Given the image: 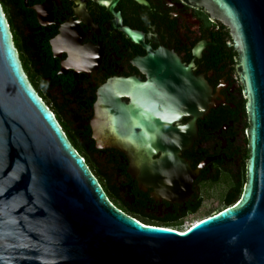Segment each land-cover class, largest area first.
I'll return each mask as SVG.
<instances>
[{
    "label": "water",
    "instance_id": "1",
    "mask_svg": "<svg viewBox=\"0 0 264 264\" xmlns=\"http://www.w3.org/2000/svg\"><path fill=\"white\" fill-rule=\"evenodd\" d=\"M189 1L229 29L238 55L249 122L240 198L183 232L116 208L29 82L0 3V264H264V0ZM116 3L107 7L120 28ZM141 64L147 80L115 83L119 93L102 103L95 126L98 147L127 155L133 177L152 174L159 151L189 148L204 113L192 95L205 84L191 65L174 60L182 73H164L151 53ZM184 116L192 122L180 125Z\"/></svg>",
    "mask_w": 264,
    "mask_h": 264
},
{
    "label": "flooded vegetation",
    "instance_id": "2",
    "mask_svg": "<svg viewBox=\"0 0 264 264\" xmlns=\"http://www.w3.org/2000/svg\"><path fill=\"white\" fill-rule=\"evenodd\" d=\"M143 1L146 5L117 0L113 13L119 15L120 28L108 11L110 0L0 3L29 82L76 152L89 156L116 190L115 207L134 219L184 231L223 210L197 219L205 187L222 179L230 187L236 182L248 143L247 135L246 142L243 139L249 127L244 86L229 29L221 21L189 0ZM123 29L138 34L141 43L132 42ZM149 53L157 55L164 73H182L174 68V60L184 68L191 65L188 73L205 86L197 91L194 85L188 87L204 113L195 121L196 138L189 148L159 151L152 174L139 171L137 178L131 175L127 155L98 147L95 126L102 103H112L119 93L115 83L147 80L141 62ZM192 120L184 116L179 124ZM153 180L164 183L166 192L154 187Z\"/></svg>",
    "mask_w": 264,
    "mask_h": 264
},
{
    "label": "trees",
    "instance_id": "3",
    "mask_svg": "<svg viewBox=\"0 0 264 264\" xmlns=\"http://www.w3.org/2000/svg\"><path fill=\"white\" fill-rule=\"evenodd\" d=\"M82 153V157L86 158V163L88 164V166L90 167L91 171L93 172V174L98 178L100 184L102 185L104 183V186H102L104 189H106V194L109 197V199L111 200L112 203H114V206H117V202H118V197H117V193L116 190L110 186L109 184L106 183L105 177L102 175L101 171L92 163V159H90L89 156H87L84 152ZM249 158V151L248 149H246V153L245 156L243 158V162L239 168L238 174H237V178H236V182L231 184L230 189L228 190V192L224 195L223 197V205L224 208L230 207L232 206L241 196L243 188L246 184V168H247V160ZM96 168V169H95ZM119 209V208H118ZM137 221H139L140 223H142L143 225H149V226H155V227H162V228H168L169 225H158L157 223L154 222H146L143 220H138L137 218H135Z\"/></svg>",
    "mask_w": 264,
    "mask_h": 264
},
{
    "label": "rangeland",
    "instance_id": "4",
    "mask_svg": "<svg viewBox=\"0 0 264 264\" xmlns=\"http://www.w3.org/2000/svg\"><path fill=\"white\" fill-rule=\"evenodd\" d=\"M243 136H244L243 139L246 142V139H247L246 134L244 133ZM102 186H104V183L102 184ZM229 187H230V184H228V180L226 179H222L220 183L214 186L205 187L203 189V194H202L203 199H204L202 211L200 212L197 219H203L205 218V216H208V215L210 216V214L223 209L224 208L223 197L228 191ZM195 223L196 222H194V224ZM186 226H188L187 223L185 224V227ZM185 227L179 228V230H182ZM179 232H183V231H179Z\"/></svg>",
    "mask_w": 264,
    "mask_h": 264
}]
</instances>
